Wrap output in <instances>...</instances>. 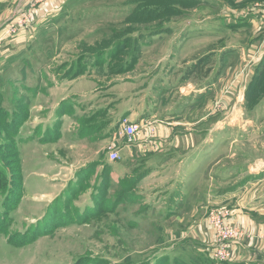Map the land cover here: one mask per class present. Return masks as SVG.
Returning <instances> with one entry per match:
<instances>
[{
  "label": "rangeland",
  "instance_id": "1",
  "mask_svg": "<svg viewBox=\"0 0 264 264\" xmlns=\"http://www.w3.org/2000/svg\"><path fill=\"white\" fill-rule=\"evenodd\" d=\"M217 1L220 0H213L212 5H209L201 0H0V52L1 42L5 39L15 40L21 33L37 35L28 53L32 55L31 59H19L15 66L7 65L9 68L6 71H11L0 77V97L3 96V101L1 99L0 102L10 112L12 103L17 108L18 114L15 116L18 120L20 116H25L26 111L29 114L32 110L33 114H37L32 109L33 106H28L27 103L30 91L21 90L12 80L15 72L19 74L18 70L24 64H29L34 69L25 75H34L43 88L40 99L43 105H46L47 100L56 101L63 92L64 95H69L65 104L70 108L74 100L87 91V87L92 91L98 90L97 94L102 98L115 99L120 97L119 94L127 93L134 97H150L151 84L146 89L147 93L139 92L146 78L144 74L150 72L154 76L152 71H155V67L159 73L169 72L168 81H172V91L164 93V97L170 101L164 106L165 109L178 100L181 101L183 96L192 95L193 98L196 94L190 92L192 86H174L178 80L176 78L184 74L183 71L178 72L179 66L185 68L196 64L197 67L187 74L186 80L190 77L192 85H199L202 83L198 80L201 75L212 76V72L208 74L206 71L208 67L213 71L217 67L215 57L203 64L202 50L212 45L217 46L220 41L224 42L225 47L229 44L238 45L239 52L228 57L227 64L233 67L242 64L241 69H244L250 61L245 50L259 39V35L254 34L252 29L242 28L236 31L221 27L215 19L206 20L207 17L215 18L219 11ZM59 7L62 9L58 10ZM13 11L15 13L12 15ZM55 11L60 12L57 16L53 15L56 17L52 21H49V17L41 25V20ZM9 16L12 18L8 23L6 20ZM159 28L166 29V32L154 37L137 38L140 34ZM214 32L223 38L211 37L210 34ZM205 33L211 38L203 37ZM123 38L129 41L124 43V47H119L112 61V71L106 74L100 73L99 69L91 71L92 76L87 77L94 79L96 83L77 79L81 76H77L78 74L89 73L87 66H92L93 60L90 61V57L82 60L84 55L101 51L109 54ZM121 48L123 51L120 53ZM120 65L127 68L119 71L117 67ZM241 75L244 81L246 77L249 81L252 79V76L249 77L250 73L242 72ZM155 78L156 76L153 83L158 80ZM232 79V68L229 67L223 82H231ZM31 80L33 79L29 77V81ZM51 80H63L58 87L59 94L54 92L51 96L48 95L47 87L51 85ZM113 80V87L106 86ZM166 80L157 83L162 86L167 83ZM254 81L256 79H252L251 83H255ZM17 82L21 83V79ZM228 86L225 85V89L218 88L217 84L213 88L209 87L211 89L207 90V101L211 102L214 97L218 99L219 92L225 90L223 103L226 101L231 105L245 91L244 88L240 91L235 88L233 92H229V96ZM10 98L12 102L9 101ZM223 103L221 100L218 102L222 108L225 107ZM3 107L0 109V156L5 159L12 174L13 184L6 208L9 210L13 204L17 205L8 213L9 219L6 216L0 221V264H175L171 257H167V252L163 251L170 246V242L179 243L180 249L189 252H196L198 249L206 252L216 257L214 260L218 264H255L258 259H262L258 256L264 253V233L255 234L245 228L241 218L246 214L241 206L253 205L257 195L262 197L256 205L264 203V182H257L262 177L258 174L261 173L260 165L264 162V103L252 112L254 120L244 122L239 129L234 123L224 120L226 127L218 143H215L217 149H212V157L200 170L203 179L201 184H194V181L184 190L183 186L177 188L180 193L185 190L190 192L195 199L189 201V208L184 213L181 212V216L179 206L176 205L164 218L154 217L150 207L151 199L144 200L146 206L140 202L139 206L132 208H125L126 204L120 201L121 194H134L131 181L138 176L139 169H136L137 174L134 173L129 181L113 189L110 197L97 200L94 208H76L78 202L76 199L73 201L69 186L64 189L67 190V197L63 196L64 191L62 197L57 196V190L61 187H58L57 181L50 180L54 178L56 170H50V164H43L38 160L42 156L51 158L52 165L72 163L75 160L74 163H78L80 160L86 161L89 152L70 148L54 139L43 143V147H33L30 150L18 140L15 144L11 138L14 127L7 125ZM211 121L214 120H208V127L215 132V121ZM149 123L156 130L155 121ZM85 124L82 123V126L85 127ZM144 131L145 128H142L136 134L147 138L149 134L145 135ZM36 133L42 135L40 131ZM98 133L92 131L90 137H95ZM23 137L20 132L19 138ZM37 139L36 137L31 142H37ZM198 141L199 137H194L193 143ZM31 154L37 161H30ZM140 169L143 170L142 167ZM36 170L48 176L33 175L32 172ZM248 175H258V178L250 179L248 184L237 189ZM47 178L49 179L45 180ZM153 184L146 179L138 186L137 192L148 191ZM204 186L207 202H202V209L196 212V199L203 193ZM235 189L238 193L229 196L232 205L221 202L218 195L235 192ZM165 196L167 193L161 197ZM218 209L228 212L222 231L228 227H236V238L230 239L226 231L221 232L218 237L219 231L212 224V218Z\"/></svg>",
  "mask_w": 264,
  "mask_h": 264
},
{
  "label": "crops",
  "instance_id": "2",
  "mask_svg": "<svg viewBox=\"0 0 264 264\" xmlns=\"http://www.w3.org/2000/svg\"><path fill=\"white\" fill-rule=\"evenodd\" d=\"M201 1H205L209 5H212L213 2V0ZM209 1L211 3H209ZM217 3L218 4H215L219 7V11L216 13L215 18L207 17L206 20L210 18L215 19L221 27L231 28L236 31L242 28H249L250 30L252 29L254 34L259 35V39L256 43L249 45L245 50L247 56L250 58L248 67L241 69L243 67L242 64L234 67L228 65V57H233V55L239 52H237L239 49L238 45L229 44L225 47L224 42L220 41L223 37L216 34V32L210 34L211 37H221L220 40H218L220 43L217 44V46L212 45L214 47L210 46L202 50L201 58L205 56L209 57L208 60L203 62V64H206L212 57H215V59H217V62L215 61L217 67L214 71L208 67L209 71L207 73L209 74L212 72V76L209 77L206 74L201 75L198 80L199 82H204V84L195 85L194 83L193 85L195 86H193L191 80H189L191 79L190 77H188V80H186V78L187 74L197 67L196 64H192L196 66L193 68H191V64L185 68L180 66L179 68L176 67L179 73L183 71L184 74L176 78L178 80H176L177 82L175 81L174 86H192L190 92L196 95H194L193 98L192 95H187V97L183 96L181 101L178 100L177 103L173 104L170 108L165 109L164 107L170 102L164 97V93L171 92L173 89H171L172 81H168L169 72L163 71L159 73V71H156V67L155 71H152V73L155 74L154 76H156L155 79H158V83L163 79H167V83L162 84V86L158 84L157 81L153 83L154 76L151 75L150 72L144 74L146 78L142 83L139 94L143 91L147 93L146 89L151 84L150 93L148 92L151 95L150 97L144 95H137L134 97L133 94L127 93L119 94L120 97L115 99L102 98L97 94L98 90L92 91V89L87 87V91L78 96V99L74 100L73 105L69 106L70 108L65 104L69 95H64L63 92L59 94L58 92V87L63 80H51V85L47 87V89L49 88L47 93L51 96L52 93L57 92L59 97L56 101L47 100L45 101L46 105H43L44 103L40 101L43 88L41 84H39V80H35L34 75H30L29 77L33 80L29 81V77L25 75V73L30 74L34 70L32 66L24 64L23 67L19 68V74L15 72L12 76L15 86H20L21 90L25 89L30 91V93L31 89H35L34 93H31L30 99L28 97L27 103L28 106H33L32 109H35V112L37 111V114H33L32 110L29 114L26 111L27 117L25 121L21 123L17 133V140L20 144L24 143L28 147V150H30V148L33 147H43V143L51 142L54 139L57 143H64L70 148H78V150L84 149L86 152H89V157L86 161L79 159L80 162L78 163H74L75 160L72 163H54V165H52L51 158H43L42 156L41 159L38 160L43 164H50V170H56L54 178L50 180L51 182L57 181V183H59L58 187H61V189L57 190V196H61L65 187L69 186L68 190L72 191V195H70L73 201L76 199L78 202L76 208H94L93 206L96 204L97 200L110 197L113 189L129 181L136 169H139L137 172L139 173L138 176L134 177L131 181V183H133L131 187H134V196L131 195L132 193H128L126 196L121 194L119 197L120 201L126 204L125 208L139 206L140 202L144 204V200L151 199L150 207L155 218H164L176 205L179 206L178 211L180 216L181 212L184 213L187 211V208H189V201L195 198L191 197V193H187L186 190L180 193L177 188L183 186L184 190L185 187H190L194 181V184L196 182L201 184L203 179H201L200 170L206 165L209 158L212 157V149H217L215 143H218V139L223 134L224 127H226L224 126V120L234 123L237 129H239L240 125L244 122L250 123L254 120L252 115L254 110L247 114L245 113V91L240 95V99H238V97L235 98V102H232L230 105V103L228 104L226 101L223 103L225 90H221L219 92V98L216 99L214 97L211 102L207 101V90L209 87L213 88L215 84L221 89H225V85L226 87L229 85L227 88L228 93L230 91L233 92L235 88H239V91L242 88L245 89L249 80H247L246 77L244 81L241 72L250 73L249 77H251L257 66V59H259V64L264 57V0H220L217 1ZM61 9L60 7L58 8V10ZM59 12L60 11H55L41 20V25L42 22L49 19V17V21H52ZM14 13L15 11L12 12V15ZM55 14L56 16H53ZM11 18L12 16H9L6 21H10ZM206 34L207 33H205L203 37L211 38ZM33 35H22L21 33L15 40L5 39L1 42L0 77L3 76V73L8 74L11 71H6V69L9 68L7 65L15 66L19 59H28V53L31 51L30 46L37 36ZM234 49H236V51ZM229 67L232 68L233 79L231 82L227 81V83H224L223 79ZM96 69L97 67L94 65L93 67L88 66L89 73L81 75L77 79H86L96 83L97 81L89 78L91 75L90 72H94ZM101 72L106 74L105 71ZM159 76L161 78H159ZM207 76L208 78H206ZM19 79H21V83L17 82ZM150 80L151 83H149ZM219 83H221L220 86ZM114 84L113 80V82L107 83L106 86L113 87ZM242 84L244 85L241 86ZM229 96H231V93H229ZM220 100L225 107L222 108V105L218 104ZM235 116L238 117L236 118ZM211 118L215 121L211 122H214V125L216 124V127L213 128L215 132L212 131V128L209 129L208 127V120ZM123 119H126L130 123H140V125L155 121L156 130L154 129L153 135L147 138H144L141 134L128 137L124 134L123 126L120 123ZM82 123H86L87 125L85 124V127H83ZM37 131L42 132V135L36 133ZM92 131L99 132V135L96 134L95 137H90V132ZM20 132L24 135L23 139L19 138ZM144 134L146 135L145 132ZM36 137L38 138L37 142H31ZM194 137H199L197 143H193ZM111 150L117 153L119 157L118 160L110 161L108 159V154ZM30 161L33 163L37 161V158L35 159L31 154ZM140 167H142L143 170H141ZM260 167L262 169L259 168L261 173L257 174L262 177L258 179L257 182H264V162L261 163ZM252 169L255 171L254 168ZM239 172L240 171L236 172V174L238 175ZM32 174H45L48 176L46 173L38 170L33 171ZM258 175L246 176L244 182L236 188L238 189L248 184L250 179L254 180L258 178ZM48 179L49 178L45 180ZM146 179L154 183L152 187L149 188L150 190L137 192L138 186L146 181ZM24 184L25 181L23 176V185ZM66 191L67 190L64 191L63 196L67 197V195H65ZM235 192L222 193L223 195H218V197H221L219 198L221 202L232 205V201H229V196L233 193V195L238 193L237 190ZM73 193H76V195L73 196ZM165 193H167V196L161 197ZM206 193V187L204 186L203 193L200 195L199 199H196L198 205L194 208L196 212L202 209V202H207ZM228 193H230V195H228ZM151 195L154 196L151 197ZM261 197L262 195H257L253 200L255 201L253 205L247 204V206H241L246 214V216H242L241 220L245 228L255 234L264 233V203L256 205V202H258ZM116 200L117 199H115V201ZM198 200L200 203H198ZM84 202L88 203L79 206ZM144 206L146 205L144 204ZM146 209L148 210L149 206H147ZM156 209H159V212H156ZM189 213L191 214L190 210ZM160 220L161 219H159V221ZM170 243V246L163 249V251L167 252V257H171L174 263L218 264L213 257L206 252L203 253L199 251V249L196 252H189L180 249L181 246L179 243ZM182 256H184L185 261ZM260 257H262V259H258L255 264H264V253L258 256V258Z\"/></svg>",
  "mask_w": 264,
  "mask_h": 264
},
{
  "label": "trees",
  "instance_id": "3",
  "mask_svg": "<svg viewBox=\"0 0 264 264\" xmlns=\"http://www.w3.org/2000/svg\"><path fill=\"white\" fill-rule=\"evenodd\" d=\"M164 32H166V29H164V28L154 29V30H150L146 34H140L137 38L145 37V36L154 37L157 35H161ZM126 39L127 38H123L120 42H117L115 45V49L112 48V50H110L109 54L105 51H101L99 53H94V54H92V53L86 54V55H84V58L82 60L84 61V59H87L90 57V61L93 60V62L91 64L92 67H93V65L94 66L96 65V67H97V69H99L100 73H101V71H105L108 73L109 71H112L114 68V66H112V61L114 60V56L119 51V47H121V46L124 47L125 46L124 43L129 41V39H127V40ZM120 43H123V44H120ZM122 48L120 49V53H121ZM30 49H31V46H30ZM132 51L133 50L130 51V54L132 53ZM31 57H32V55L29 54L28 59L30 60ZM201 59L203 60L202 62H204L205 60H208L209 57L205 56ZM196 66L192 65L191 68L196 67ZM87 68H88V66H87ZM117 68L119 69V71H121V70H125L127 67L125 68V66L120 65ZM117 68H115V69H117ZM206 71L208 72L209 70H206ZM85 72L83 71V73H85ZM80 75H82V74L80 73L77 76H80ZM251 78L256 79V81H254L255 83H251V80H252L251 79L247 83L246 88H245L244 106H245V110L247 112L253 111L255 108H257L258 106H260L261 104L264 103V57L261 59L259 64L256 66L254 74L252 75ZM23 91L26 92L28 90L24 89ZM34 91H35V89H31V93H34ZM1 99L3 101L2 95L0 97V101H1ZM11 99L12 98L9 99L10 102L13 101ZM1 107H3L2 102H0V109H1ZM2 109L4 110V116L8 122L7 125H11L14 127V133H13V135H11V138H12L13 142L15 144H17L18 143L17 142L18 128L20 127L21 123L25 121V119H26L25 117H27V113L25 114L24 117L20 116L19 117L20 120H18V119H16V116H15L16 114H18L17 108L12 103H10V110H12L11 112L9 110H7L5 107H3ZM15 120H18V121H15ZM11 175L12 174L10 173V170H9V168L5 162V159L2 156H0V205H1L0 206V221H3L5 219V217L8 216V213L10 211H12L17 205V204H13V206L10 207L9 210H8V208H6L7 204L9 203L8 198H9L10 194L12 193V188H13ZM16 197L18 199L19 194ZM1 198H3V200ZM8 219H9V216H8ZM175 264H183V263H175ZM184 264H189V263H184ZM191 264H194V263H191ZM198 264H200V263H198Z\"/></svg>",
  "mask_w": 264,
  "mask_h": 264
},
{
  "label": "built area",
  "instance_id": "4",
  "mask_svg": "<svg viewBox=\"0 0 264 264\" xmlns=\"http://www.w3.org/2000/svg\"><path fill=\"white\" fill-rule=\"evenodd\" d=\"M244 72V71H242ZM241 72V73H242ZM121 125L123 126V132L126 136L131 137L133 135H135L140 129L145 128V133L149 134V136L153 135V131L154 129H152V126L150 123H145L143 125H140V123L136 124V123H130L128 122L126 119H123L121 122ZM108 159L110 161H116L119 159L117 153L113 150H111L108 154ZM228 215V212L226 210L223 209H218L217 212H215L213 218H212V224L215 226V228L218 229L219 233H218V237L219 234L223 231H226V235H228V237L231 238H236L238 236V230L236 227H228L225 228V230L222 231V228L224 226V220L226 218V216ZM215 221V224H214ZM220 228V229H219ZM223 245H220V247H222ZM213 259H217L216 257L212 256ZM222 261V260H220Z\"/></svg>",
  "mask_w": 264,
  "mask_h": 264
}]
</instances>
